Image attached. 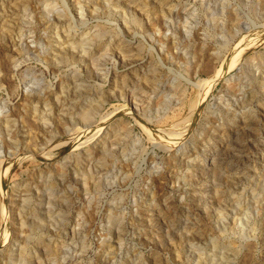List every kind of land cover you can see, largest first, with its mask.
I'll list each match as a JSON object with an SVG mask.
<instances>
[{"label": "rangeland", "instance_id": "1", "mask_svg": "<svg viewBox=\"0 0 264 264\" xmlns=\"http://www.w3.org/2000/svg\"><path fill=\"white\" fill-rule=\"evenodd\" d=\"M263 19L0 0V264H264Z\"/></svg>", "mask_w": 264, "mask_h": 264}, {"label": "bare ground", "instance_id": "2", "mask_svg": "<svg viewBox=\"0 0 264 264\" xmlns=\"http://www.w3.org/2000/svg\"><path fill=\"white\" fill-rule=\"evenodd\" d=\"M122 1V0H121ZM262 19V18H261ZM248 34V33H247ZM261 34H264V19L262 20V24H259V25H256V24H254L253 26H251V31H250V33H249V37L251 38V42H250V45H251V47L253 48V46H255L256 45V43H257V39H259V36L261 35ZM249 39V38H248ZM248 41V40H247ZM247 44V43H246ZM250 47V46H249ZM263 82H264V80H263ZM262 82V83H263ZM264 84V83H263ZM193 85V84H192ZM195 86H197V87H199L200 86V84H196L195 83ZM202 86V85H201ZM200 86V87H201ZM264 87V86H263ZM131 92V91H130ZM104 102V101H103ZM166 107V106H165ZM167 108H168V106H167ZM167 108L166 109H164V111L162 112V113H158V115L159 116H161V115H163V113L167 110ZM133 111V110H132ZM95 133V132H94ZM157 137L159 136V135H156ZM175 144V143H174ZM167 145V144H166ZM171 145H173V144H170V146ZM175 146V145H174ZM169 147V146H168ZM173 147V146H172ZM172 147H170V148H172ZM175 152V151H174ZM176 154H178V152H176ZM0 157H2V155H1V152H0ZM264 163V162H263ZM264 166V165H263ZM261 174V173H260ZM262 175H264V172H263V174ZM262 181V180H261ZM258 185H260V184H258ZM256 187V186H255ZM220 196V195H219ZM220 202V201H219ZM217 203V202H216ZM223 207V206H222ZM217 208H219V209H221V207H217ZM236 208V207H235ZM230 212V211H229ZM232 212V211H231ZM216 214V213H215ZM225 216V215H224ZM227 216V215H226ZM229 216H230V214H229ZM232 217V216H231ZM219 222H222V220H221V217L220 216H218L217 217V220H216V223H219ZM231 222V221H230ZM232 222H234V223H232V224H235L236 223V220H234V221H232ZM223 223H225V222H223ZM220 226V225H219ZM4 242H5V240H4Z\"/></svg>", "mask_w": 264, "mask_h": 264}]
</instances>
